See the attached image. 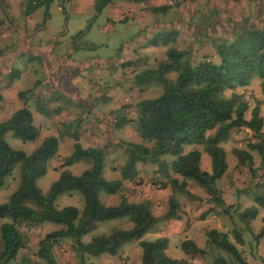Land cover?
<instances>
[{"label": "rangeland", "instance_id": "1", "mask_svg": "<svg viewBox=\"0 0 264 264\" xmlns=\"http://www.w3.org/2000/svg\"><path fill=\"white\" fill-rule=\"evenodd\" d=\"M77 3V0H52L48 7L42 4L28 14L22 12L21 3L20 7L16 6V10L18 8L19 11L14 14V34L12 33V36L0 42V90L4 89V93H7L5 89H9V87L15 92L29 90L33 96L43 95L48 101L50 99L53 101L52 98H54L56 99L54 101L59 102L60 106L72 110L75 109V105L70 103L77 104L81 101L78 105L83 121L79 124L73 121L75 117L71 119L64 116L62 128H55L56 132L49 133L40 128L39 135L34 141L24 142L10 131L4 136L6 142L13 149L22 150L28 155L40 145L45 136L55 135L57 137V152L49 159L45 174L36 180L37 186L44 194L49 191L52 183L58 180L61 171L67 169L74 175H81L90 167L91 160L89 158H82L68 165H64V162L74 151L75 135L80 137L83 135L91 125L90 121L98 116L97 112H105L109 116V113L119 106L115 112L116 117L113 118L116 119L124 115L121 106L132 108L141 100L161 95L164 87L160 82L151 81L140 85L136 76L145 70L154 68L156 61L165 57L167 49L173 48L175 45L182 49L191 47L194 58L207 53L213 54L215 52L212 46L213 39H210V34H207V39L202 35L203 31L213 33L214 29L209 26L216 25L219 20L231 21L238 27L246 19L264 27V0H148L145 4L131 5L145 10L148 9V6H153L156 3L170 6L164 14V18L170 19L171 21L168 23L171 25L174 23V26L181 29L174 41L165 43L164 39L166 37L170 39L178 29L155 28L151 32L149 29H145L143 32L137 22L139 9L129 13L126 21L125 15L120 14L126 7L111 9L110 6H106L100 13H97L93 0H84L82 4ZM46 9L49 16L43 23ZM40 24L44 25L40 26ZM165 27L167 25L160 26V28ZM199 39L204 43L203 47L199 46ZM213 57L215 58V56ZM167 77L174 79L176 73H169ZM90 87L93 88L90 89ZM91 92H93L92 97L90 96ZM233 93L237 94V103L246 102L248 104V109L245 112L246 118L251 117V110L254 107H258L261 116L264 117L262 79L254 77L248 85L237 86L234 90L227 89L219 95L229 98ZM5 97L6 101L0 99V122L7 120L14 110L23 105L22 102L25 100L14 93ZM103 97L106 99L101 101ZM65 100L67 103L64 102ZM19 101L21 104L17 103ZM27 105L33 113L34 122L37 123L34 110L36 105L33 104L34 109L29 102ZM132 111V109L126 111L128 116H134ZM110 119L111 117L107 118L108 121L105 120V122L110 123ZM129 125L131 129H135L132 124ZM262 131L264 132V122ZM131 133L135 135L136 132L131 131ZM137 138L140 140L138 135ZM254 140V132L241 126L232 128L228 139L221 142L226 150L228 167L223 175L216 180V187L220 192L226 193L228 188L230 193L235 192L234 201L228 211H224L226 205H215L221 207L223 211H218V216L212 215L213 209H206L208 206L204 203L205 199L192 193V191L203 195L206 193L205 189L193 180L188 181L187 190L191 191L190 193L194 196L190 197L185 192H175L179 204L176 209L179 226L177 229L165 228L163 231L165 234H161L169 239L170 247L168 246V249L165 250L166 254L171 257H180L182 255L180 249L171 246L186 237L194 239L198 247L204 250L203 248L207 246V230L222 231V228H226L232 230L230 237L232 235L233 237L229 241L238 250L242 248L235 241L233 230L242 234L245 242L243 249L246 252L257 250L259 254L264 255V234L258 236L264 226V208L259 206L255 200L257 195H264V187H257L264 186V169L257 168L260 165L258 152L248 147V142ZM122 142L129 141L122 140ZM116 143L105 147L116 149V155L121 154L117 160L122 164L126 160L125 151ZM82 147L87 148L86 145H82ZM235 149L250 152L251 166L248 164V160L238 163V158L234 154ZM191 151L200 153V166L204 170V163L210 162V156L205 152L204 145L184 144L181 154L184 155ZM162 158L167 160L169 171L177 156L166 153ZM117 160L105 152L103 175L107 179L116 180L119 178V170L112 168L117 166ZM20 174L21 163L17 162L12 171L6 175L4 184L0 187V203L7 202L10 195L19 188ZM161 184L162 180L160 179L152 181L150 178L146 182L141 178L137 185L161 186ZM231 186L246 187L243 188V192H239L238 188ZM99 197L106 205H118L122 199L118 192L112 195L102 191ZM184 198L190 201V208L186 213L183 212L180 204ZM195 200H199L198 203L202 205L201 208L204 212L208 213V217L200 219L194 216ZM54 205L58 208L72 205L81 209L84 205L83 195L79 190L59 194ZM252 206L258 209V213L253 219L240 216V213ZM151 212L156 216L157 210L153 204ZM3 222H11V218H1L0 224ZM159 223L157 222L150 231L145 233L142 239H156L158 236H154L153 229ZM132 225V222L127 218L107 219L98 222L96 228L83 235L81 240L88 242L93 236L108 233L113 228L130 229ZM181 225H186L187 230L182 229ZM61 228H64L62 224L52 222H45L44 225L31 229L21 226L26 245L18 251L16 258L7 264H48L38 256V243L47 232ZM257 243L259 245H256ZM53 253L58 264L78 263V256L71 248L69 238L61 239V243L53 248ZM219 254L225 259L224 262L221 261V264L238 263L231 253L222 248H219ZM141 259L142 248L139 246L138 240L130 239L121 245L118 254L103 253L97 256H88L86 263L141 264Z\"/></svg>", "mask_w": 264, "mask_h": 264}, {"label": "trees", "instance_id": "2", "mask_svg": "<svg viewBox=\"0 0 264 264\" xmlns=\"http://www.w3.org/2000/svg\"><path fill=\"white\" fill-rule=\"evenodd\" d=\"M117 1L134 4L148 2V0H94V8L100 13L106 6ZM51 2L52 0H25L24 13H31L42 4L48 7ZM148 8L152 13L162 11L165 14L170 6L163 4ZM48 16L46 9L43 23ZM209 27L214 29L213 33L203 31L202 37L207 39V34H210L215 50L213 54L207 53L194 58L191 47L169 48L165 52V57L156 61L154 68L136 76L140 85L156 81L163 85L164 90L158 97L141 100L132 108L123 107L125 115L116 118L114 123L116 127L132 124L140 139V142L123 143L119 140L116 143L123 148L126 155V160L121 166L120 179L108 180L104 177L103 148H83L75 136L74 151L65 159L64 165L89 158L90 167L81 175H74L67 169L61 171L58 180L52 183L49 191L46 194L42 193L36 180L45 174L49 159L57 152L58 140L53 135L45 137L29 155L22 150L13 149L6 142L4 136L9 131L24 142L34 141L40 132L34 123L33 113L26 104V95L31 92L28 90L18 93L21 99L25 98L24 105L14 110L7 120L0 122V187L14 164L21 163L19 188L10 195L7 202L0 203V219L11 218V222L0 224V264L14 260L18 251L25 247L21 226L31 229L40 227L45 222L64 226L47 232L38 243V256L48 264H58L53 248L64 238L71 240V248L78 256L77 264H93L86 263L88 256L103 253L116 255L121 245L130 239H137L142 248L141 264H188L186 259L172 258L166 254L168 245L166 237L142 239L160 220L177 217L176 209L179 204L175 192H185L190 197L194 196L187 190L188 181L193 180L209 194L206 201L215 205H225L221 192L216 187V180L228 167L226 150L221 142L228 139L230 130L234 127L244 126L254 132L255 140L248 142V147L258 152L260 165L257 168L264 169L262 131L264 117L261 116L259 108H252L251 117L247 119L245 112L248 104L237 103L236 93L229 98L219 95L227 89L234 90L237 86L248 85L254 77L262 79L264 93V27L246 19L238 27L231 21L221 20ZM198 41L199 46L203 47L204 43L200 39ZM164 42H168V37ZM169 73H176V77L168 78ZM37 104L41 107L40 101L37 100ZM129 109L133 110L134 116H128L126 111ZM40 111L44 110L40 108ZM187 143L204 145L211 158V172L200 168L198 151L181 154L183 145ZM166 153L176 155L177 158L169 169L171 173L162 181V185L170 186L172 192L169 209L164 215L154 216L149 200L129 202L124 195H121L122 199L118 205H106L100 200L99 194L102 191L109 194L121 192L123 180H129L135 185L139 183L141 177L136 169L137 162L155 164L158 171L168 173L167 160L162 158ZM234 154L238 158V163L248 160L251 166L250 152L235 149ZM73 190H79L83 195L84 205L81 209L72 205L62 208L54 205L59 194L71 193ZM255 200L264 208V195H257ZM229 207L225 206L224 211H228ZM257 213L258 209L252 206L240 213V216L253 219ZM119 218H127L132 222V227L113 228L108 233L93 236L88 242L81 240L83 235L96 228L98 222ZM233 231L236 242L241 241L242 234L237 230ZM263 234L264 226L258 236ZM207 235L209 244L231 253L238 264H248L237 247L229 241L227 233L211 229ZM181 249L189 255L203 253L191 239L182 241ZM224 260L223 257L220 259L222 262Z\"/></svg>", "mask_w": 264, "mask_h": 264}, {"label": "crops", "instance_id": "3", "mask_svg": "<svg viewBox=\"0 0 264 264\" xmlns=\"http://www.w3.org/2000/svg\"><path fill=\"white\" fill-rule=\"evenodd\" d=\"M77 1H78L77 4H79V2H80V4H82L84 2V0H77ZM21 3H22V12L24 13L25 0H0V42L14 34V28H13V25L15 22L14 21V14L19 11L18 8L16 10V6L20 7ZM131 5L135 6V5H140V4L128 3L125 1H117L114 4L110 5L109 8L115 9L116 7H122V6L126 7V9H122L123 11L120 12L121 15H125L124 19L126 21H127V17H128L127 15L129 13L137 11V9H139L138 13H137V16H138L137 22L140 24V26H141L140 28L143 29L142 30L143 32L145 29H149L151 32L155 28H159V29L163 30V29H167L169 27H172L173 29H175V28L178 29V31L176 34L174 32L172 37L170 39H168L167 43H170L171 40L172 41L175 40V37L180 32L181 28L178 26H174V23H172V25H171V23H168V21L170 22L171 20L170 19L167 20L166 18H164L165 16H164V13L162 11H159L157 13H152V12H150L149 8L147 10H145V9H140L139 7H133ZM154 5L159 6V5H163V4L162 3L161 4L156 3ZM178 14H179V12H178ZM164 25H167V27L160 28V26H164ZM175 48H178V47L175 45ZM178 49H182V48H178ZM91 88H93V87H90V89ZM5 91L7 93H4V89L0 90V99H2L4 101H6L5 96L12 95V93H14V95L15 94L18 95V93H19V91H17V92L13 91L11 89V87H9V89L8 88L5 89ZM92 94H93V92H91V94H90L91 97L93 96ZM26 96H27V98H26L27 103L26 104H28V102H29L31 104V106L33 107V109H34L33 104L36 105L35 106L36 108L34 110L36 113V122L37 123H35V122L34 123L39 127V130L41 128V129L45 130L46 133L56 132L55 128H59V127L62 128L63 127L62 119L67 117V116L71 119L73 117H75L73 121H75L77 124H79L80 122L83 121L80 106L78 105L81 103V101H79L77 104L70 103L71 105H75V109L72 110V109H67L64 106H60L59 102L54 101V100H56L54 98H52L53 101H51V99L48 101L45 98L46 96H43V95L33 96L32 94H27ZM105 99L106 98L103 97V98H101V101H103ZM37 100L40 101L41 107L38 106ZM60 102H62V101H60ZM64 102L67 103L66 100ZM17 103L21 104L20 101ZM22 104L24 105V102H22ZM40 108L44 111L41 112ZM118 109H119V106L116 107V110L111 111L109 113V116L106 115L107 113H105V112H97L98 116H96L94 120L90 121L91 125L85 130L83 135H81V137L79 135H75L79 138L78 142L80 144H82L83 146L86 145L87 148H89V147L103 148L104 152L108 153L115 160H117V158L120 157L121 154L116 155V152H117L116 149H114L113 147H107L106 148L105 146H112L113 144L118 142L120 139L130 141V142H140V140H138V138H137V133H135V131L130 128L131 126L129 124H127L124 127H116L114 125L116 119H113V118L116 117L115 112ZM121 110L124 111V115H125V109H123V106H121ZM72 111H75V112L73 113ZM109 117H111L110 123H106L105 120ZM247 119H249V118H247ZM33 120H34V116H33ZM106 121H108V120H106ZM131 131H133L135 133V135L132 134ZM133 135H134V138H133ZM47 136H50V135H47ZM47 136H45V137H47ZM53 136H55V135H53ZM136 138H137V140H136ZM80 140H81V142H80ZM117 161H118L117 166L116 167L113 166L112 168H117L119 170L120 176L118 179H120L121 178V166L123 165V163L121 164L119 160H117ZM200 168H201V166H200ZM204 168H205L204 169L205 171L211 172V169H212L211 158H210V162L206 161L204 163ZM136 169L138 170L140 177L145 179L146 182H148L150 180V178H152V181H156L158 179L164 181V180H166L167 175L169 173H171L170 171L168 173H165L164 171H158V166H156L155 164L149 163V162L148 163L137 162L136 163ZM103 170H104V168H103ZM108 180H110V179H108ZM231 187H235L236 189L238 188L239 192H243V190H244L243 188L246 186H231ZM257 187H260V186H257ZM227 190L228 191L226 193L221 191L222 198H223L226 206L228 204H229L228 206H231L233 201H234V198H235V192L230 193L229 188ZM119 193H120V195L126 196V198L129 202H138V201H142V200H149L151 202V205L153 204L155 207V210H157V214H156L157 217L164 215L169 209V198L171 196L170 186L165 187L162 184H161V186H139V185H135L133 182H131L129 180H123L121 192H119ZM119 193H118V195H119ZM192 193L194 195L200 197V198L205 199L204 203L206 206H208L206 209L207 210L213 209L212 215L218 216L217 212L221 211V210L223 211V209H221V207L215 206L214 203L206 201V198L209 197V194L207 192L204 193V195L202 193H198V192H194V191H192ZM100 194H101V192H100ZM114 194H116V193H114ZM198 201L199 200H195L194 201L195 202V208L192 207V208H194L193 209L194 216L198 217L200 219L208 217L207 216L208 213L204 212V210L201 208L202 205H200V203H198ZM196 203H198V204H196ZM180 204H181V208H182L183 212L186 213L188 211V209L190 208V201L188 199L184 198L182 203H180ZM176 218L168 219V220H165L164 222H163V220H160L159 225H157L153 229L154 236H158L157 238L162 237V236L166 237L164 235H161V234H165V232H163L165 228L177 229L179 226V221ZM181 228L184 230H187L186 225L182 226ZM209 230H211V229H209ZM209 230H207V232ZM221 230H222V232H225L228 234L229 239H232L233 235L230 237V233L232 232V230H229L226 228H222ZM233 234H234V231H233ZM186 239H191L196 244L194 239L188 238V237H186ZM184 240H181V241H179V243H177V244L175 243L174 246H171V247H175L176 249H180V253L182 254L180 257H172V258L186 259L188 264H219L221 262L220 259L222 258V256L219 254V249H217L216 247L209 244L208 239L206 240L207 246H205L203 248L204 249L203 253H195L193 255L186 254L181 249V243ZM235 241H236V239H235ZM237 244H239L240 247L242 248L241 250L240 249L239 250L241 252V255L243 254V256H245V257H243V256L242 257L245 258V260L248 262V264H262V257L264 256L263 254H259L257 252V250L249 253L243 249L245 242L242 238V235H241V241L237 242ZM256 245H259V243H257ZM168 246L170 247L169 241H168V245H167L166 250L168 249ZM197 247H198V245H197ZM235 264H238V263L235 262Z\"/></svg>", "mask_w": 264, "mask_h": 264}]
</instances>
